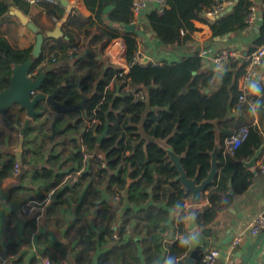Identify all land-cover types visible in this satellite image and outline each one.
Listing matches in <instances>:
<instances>
[{
  "label": "trees",
  "instance_id": "trees-1",
  "mask_svg": "<svg viewBox=\"0 0 264 264\" xmlns=\"http://www.w3.org/2000/svg\"><path fill=\"white\" fill-rule=\"evenodd\" d=\"M166 1L167 8L162 14L154 9L147 17L149 31L165 48L186 50L191 47L195 42L193 35L197 31L194 21L208 24L213 33L211 40L215 41V38L227 34L232 38L235 34L246 31V19L251 6L262 12V6L254 0H232L229 11L227 8L219 12L215 20H211L207 14L217 10L218 0ZM85 2L95 13L96 21L91 23V18H82L79 14L72 16L63 28L69 41L47 40L33 68L36 69L48 60V66L41 68L39 72L47 74L41 92L52 95L63 87L56 97L59 104L71 107L79 104L83 97H88L83 109L69 113L66 120L60 117L54 120L56 129L64 128L66 132L78 134L81 139L79 145L75 143V154L70 155L67 161L70 163V172L84 165L82 146L95 154L88 170L72 187H62L67 174L58 175L48 167L42 169L40 177L45 181V192L55 191L46 212L47 222L66 227L67 222L63 218L73 204H79L87 211L91 207L96 210L100 205L106 204L105 201L102 203L101 196L102 191H105L111 200L115 201L119 197L130 207L137 208V212L133 213L137 221L142 216L150 218L155 211L154 206L159 204L173 209L176 215L182 210V215H177L178 227L182 229L184 218L188 213H193L185 209L190 194L179 182H175L178 172L169 162L166 152L158 145L144 141L146 137L166 140L177 155L183 156L182 166L188 177L197 176L199 182H202L211 169L210 153L215 147L218 130L223 149L219 155V175L207 195L211 206L202 213L195 211L200 224H213L226 207L222 196L226 197L230 180L238 194H244L248 190L252 176L245 171L241 161L254 157L264 142L261 131L264 126V86L260 97L248 93L245 102L240 100L243 91L239 87V82L249 67L247 58L264 45V13H261L260 24L253 30L258 38L246 48V57L231 61L223 72H215L202 68L200 52L192 53V56L179 62L144 66L133 64L138 52L137 40L133 38L132 32L117 31L109 20L118 18L122 26L131 25L135 20L132 12L134 0ZM45 3L47 15L60 20L63 16L60 5L49 1ZM110 6L113 10L105 14V9ZM6 10L4 7L1 13L5 14ZM86 25L88 26L83 33L85 40L82 42L80 33ZM120 36L127 45L125 58L129 72L126 78L133 86L145 91V101L136 102L130 94L120 90L125 79L120 76L122 69L106 68V64L98 60L113 40ZM77 43L93 52L86 57L79 56L72 62L67 52ZM32 50L33 48H14L5 38L0 37V93L10 86L13 67L25 63L31 57ZM52 58L56 62H52ZM111 80L115 81V90L108 89ZM49 109L43 101L36 106V110L44 114ZM256 114L258 124L255 123ZM107 120L108 134L99 142L98 137L103 134ZM243 126L250 129L248 139L236 151L231 152L225 141ZM83 130L85 132L82 133ZM40 133L45 137L41 142L43 145L51 143L48 139L50 128H46L44 124L31 126L24 137V153H33V162L39 159V153L45 149L41 144H34ZM54 147L49 150L47 159L52 167L59 160ZM26 157L24 155L19 160L16 155L0 157V178L11 177L18 163L23 167L29 164ZM128 180L131 181L130 189L123 196ZM111 204L115 208L121 207L116 201ZM159 221L154 220L150 224L155 227ZM74 229L79 237L74 264H94V255L105 237L116 243L112 239L114 232L111 229L98 237L88 218L72 222L68 230L71 232ZM123 231L124 229L122 234ZM146 236L156 245L162 240L160 235L154 236L149 231H146ZM56 247L63 255L66 254L63 245L57 243ZM117 249L118 245L113 247L114 251ZM187 252V244L182 241L173 242L169 246L171 264ZM53 264L59 262L54 260Z\"/></svg>",
  "mask_w": 264,
  "mask_h": 264
},
{
  "label": "crops",
  "instance_id": "crops-1",
  "mask_svg": "<svg viewBox=\"0 0 264 264\" xmlns=\"http://www.w3.org/2000/svg\"><path fill=\"white\" fill-rule=\"evenodd\" d=\"M61 1L62 0L56 5H60V8L63 10V18L67 10L61 4ZM65 1L75 6L69 19L79 14L82 18H91V23L96 21L95 13L90 10L85 0ZM45 2L46 1L43 0L36 4H29L24 0H0V37L5 38L11 46L19 50L34 48L37 39L36 34L20 23L12 9L14 8L22 12L41 32L46 33L54 30L56 23L62 18L56 20V18L49 17L46 9L47 3ZM254 2L261 6L264 4V0H254ZM231 3L232 0H218L217 8H222V11L228 8L227 10L229 11L231 9L229 8ZM4 7L7 8L5 14L1 13ZM155 8L156 5L154 4L148 5L138 22L134 24L136 25V30L132 32L133 38L137 40L138 48L143 54V59L148 58L150 60V63L147 65H160L162 62H179L183 58L192 56V53H195L194 49L201 46L200 54L202 51H208L210 53L205 61L202 59V68L204 70L214 71L211 61L212 53L223 47H233L240 52L241 58H244L246 57V48L258 38L256 31L247 29L246 31L235 34L232 38L230 36V39L226 42L212 41L211 38L213 33L209 25L194 21L197 31L193 35L195 42L191 47L186 50L165 48L160 45L159 41L153 42V39L156 38L148 29L147 17ZM260 20L261 11L257 10V26L260 24ZM109 22L117 31H126L123 30V26L118 18H113L109 20ZM88 25L81 29L80 36L82 42L85 40V35L83 33ZM64 35L68 37L65 33ZM120 38L123 39L121 36ZM59 39L65 40V38ZM59 39L51 38L50 40ZM47 40L49 39L46 38L45 42ZM51 42L53 43L54 41ZM81 51L82 52L76 59H78L79 56L86 57L93 52V50L83 47ZM86 51L89 52L87 53ZM125 55L122 56L117 53V50L111 48L110 44L105 53L98 57V60L106 64V68H120L129 72ZM262 72L264 74V64ZM263 86L264 80L262 77H259L252 86L245 90V92L247 91L249 95L260 97L262 95ZM239 87L243 90L241 80L239 82ZM68 114L69 113H59L50 108L49 111L44 114V116L39 117L37 121L36 119L31 121V126L35 124L39 126L44 124L46 128H50L48 137L51 143L45 145L41 143L45 138L42 133H40L38 139L36 138V140H34L35 146L41 144L40 146L45 148L44 151L41 152L43 153L42 156L41 153H39L38 156L40 157L36 162H33V153H24V145L23 149H20V140L22 137L21 129L28 119L26 113L19 107H14L10 112L0 114V142L3 144L5 143L7 147L6 149H2L0 146V157L8 154L16 155L19 160L25 155V157L27 156L26 158H28L27 161L30 162L26 164L24 167L26 170L22 171L19 176H15L13 172L11 177L0 178V253L15 255L17 260L11 264H31V261L35 259V251H33L34 245L37 248V252L47 257L52 264L54 260H57L59 264H74L75 250L79 243V237L76 229L70 232L68 226H70L72 222L84 218L90 220L92 230L97 233L98 237L105 233L106 230L111 229L114 232L112 239L116 241V243H113L108 237L104 238L100 249H98L94 255V264H171L169 259V246L175 241H182L188 245V252L183 258L185 264H201L204 254L212 248L221 251V262L227 264H242V257L245 256L249 249L255 246L257 242H259L260 248L255 249L254 254L257 255L258 260L254 264L264 262V232L255 237L246 236L242 244L236 249H233L231 246L234 237L238 233L245 231L254 218L260 215L264 209V173H260L258 168L262 156L258 159L253 168H249L245 165V163H250L253 157L242 159L241 163L245 171L252 176L250 186L244 194H238L233 187L232 180H230L227 185L226 197L225 195L222 196L223 205L226 207L220 212L211 225L203 226L200 224L198 222V215L195 211L202 213L211 206L207 199V195L209 190L213 187L204 193V198L199 204H192L188 201L186 205L187 210L193 211V213L190 212L187 214L182 229L178 227V216L175 211L167 208L165 205H155V211L151 213L150 218L146 219L142 216V218L137 221L134 219L135 217L133 215V213L137 212V208L130 207L127 203L122 202L119 197H116L115 201L121 207L116 206L115 208V206L111 204L115 201L111 200L105 191H102L101 196L102 203L105 201L106 204L100 205L96 210L91 207L87 211L81 208L79 204H73L72 209L65 218H63V220L67 222L66 227L54 223L49 224L46 217L41 227L36 226L32 220L26 219L22 213V205L31 200L43 201L53 192H45L46 184L43 177H40L42 169L48 167L55 170L58 175L71 173V168H68L70 163L67 161H69L70 155L73 153L75 154L76 149L74 147L81 142L79 135L66 132L64 128L59 130L55 128L58 132L53 139L51 138L53 133L52 125L55 126V118L60 117L62 120H66ZM255 123L258 124L257 114ZM7 126H10V131H4L3 128ZM261 131L264 136V126L261 128ZM83 132H85V130H83L82 133ZM16 134L19 137V145L17 147L8 142L9 139L14 138ZM144 142L146 143L147 140ZM53 146H55L54 150L59 154L58 163L54 167L50 166L47 161L49 156L48 152ZM82 197L83 195L80 199H82ZM75 205H78L76 218L73 217ZM106 205H108V207ZM129 211L132 212L130 213ZM154 220H160L155 227L150 224L153 223ZM125 222L126 226H124ZM234 222L236 225L231 232L230 238L227 240V232L233 227ZM122 227L124 229L123 234ZM146 231L151 232L154 236L160 235L162 240L158 245L149 240L146 236ZM57 243L64 246V252L66 254L63 255V253L60 252L56 247ZM116 245H118V249L114 251L113 247ZM11 249L12 251L10 252ZM111 258L113 259L111 260ZM251 263H253V261Z\"/></svg>",
  "mask_w": 264,
  "mask_h": 264
},
{
  "label": "built area",
  "instance_id": "built-area-1",
  "mask_svg": "<svg viewBox=\"0 0 264 264\" xmlns=\"http://www.w3.org/2000/svg\"><path fill=\"white\" fill-rule=\"evenodd\" d=\"M25 2L29 4H36L43 0H24ZM49 1L51 3L57 4L60 0H45ZM154 4L156 5V10L158 13L162 14L166 8H167V1L166 0H134L133 6H132V12L134 14V22L132 24H136L142 15V13L145 11V9L148 7V5ZM220 11H222V8H217L214 12H209L208 16H216ZM264 13V4L262 5V12ZM247 22V29L248 30H254L257 28V8L255 6H251L249 9V14L246 19ZM111 48H114L117 50V53L124 56L127 52V46L125 41L122 38H116L111 43ZM82 47L80 44H75L68 52L67 55L69 56L70 60L73 61L76 59V57L82 52ZM208 51H202L200 56L205 61L209 57ZM241 58L240 52L233 47H223L219 49L218 51L211 54V61H212V69L215 72H223L226 70L229 63L233 60H237ZM143 61V54L138 48V52L136 53L133 64H141ZM247 61L249 62V67L247 72L243 75L241 78L242 86H243V95H241L240 100L242 102L246 101L247 98V90L250 86H252L256 80L259 77H262L264 80V74L262 72L263 64H264V45L259 47L251 56L247 58ZM52 62H56L55 58H52ZM48 60L44 61L39 67L36 69H33L32 73L29 75L32 78H36L39 75L40 69L43 67L48 66ZM129 68V65H128ZM128 72L126 70H123V72L120 73L121 77H125L124 81L122 82V87L120 90L126 94H130L133 99L137 101H145L146 100V93L142 89H138L135 86L132 85L130 80L127 77ZM109 90H115V81L111 80L108 86ZM96 121H94V124ZM250 129L247 126L241 127L236 134H234L232 137L227 139L225 141V145L231 152L236 151L243 142H245L248 139ZM82 152L84 153V165L81 168L75 169V171L67 174L62 187H72L75 183H77L81 177V175L88 170L90 167V161L95 157V154L90 153L86 150L84 146L81 148ZM100 157V155H98ZM259 172L264 173V152L261 157V161L259 163ZM26 170L20 163L15 165L14 168V175L19 176L22 171ZM55 191H53L47 198H45L43 201H37V200H31L28 202H25L22 205V213L23 216L26 219L32 220L36 226L41 227L43 224V221L46 217V212L48 208L50 207L52 203L53 194ZM187 203L185 204V209L187 210ZM178 216L182 215V210L178 211ZM186 218V217H185ZM184 218V219H185ZM264 232V209L261 212L260 215L254 218L250 226L243 232L238 233L233 241H232V248L236 249L241 244L243 239L246 236H259L261 233ZM33 251H35V259L31 261V264H52L51 261L45 257L40 255L37 252V248L34 245ZM185 255L179 257L176 259L174 264H178L180 261L183 260ZM222 254L221 251L215 248H212L208 250L201 261V264H227L224 262H221ZM17 258L15 255L8 254V253H0V264H11L15 262Z\"/></svg>",
  "mask_w": 264,
  "mask_h": 264
},
{
  "label": "water",
  "instance_id": "water-1",
  "mask_svg": "<svg viewBox=\"0 0 264 264\" xmlns=\"http://www.w3.org/2000/svg\"><path fill=\"white\" fill-rule=\"evenodd\" d=\"M61 4L66 8L67 13L64 17L56 23L55 29L52 31H48L46 33L41 32L39 28L30 21V19L24 15L22 12L12 9L14 11V15L19 19L20 23L30 29L33 33L36 34V44L32 50L31 57L23 64H18L13 67L12 76L10 78V86L3 90L0 93V114H5L10 112L14 107H19L22 111L26 113L27 120L25 121L24 127L21 129V140H20V149H23L24 145V135L26 131L31 127V121L44 116V113L41 111L36 110V106L40 102H46L49 108L61 112V113H70L77 109H83L85 107V102L88 100V97H83L82 102L71 107H66L59 104L56 101V97L62 91L63 87L58 88L52 95H46L41 92V88L45 80L47 79L46 73H41L33 79L29 75L32 73L34 65L37 59L40 58L43 45L45 44V40L47 39H59L65 38V40H69L68 37L64 35L63 26L67 24L70 14L75 8L73 4H69L67 1L62 0ZM113 10V7H107L105 9V13H109ZM211 20H215V16H209ZM123 30L134 32L136 30V25H126L123 26ZM258 31V29H257ZM230 34H227L220 38H215L216 42H226L230 39ZM157 39H153V42H157ZM195 52L201 51V46H198L194 49ZM87 53L89 51H86ZM246 56V55H245ZM150 63L148 58L143 59L141 65H147ZM109 129V121H106L105 130L103 134L99 137V141L104 139L108 134ZM52 136L57 134L58 131L55 130V126L52 125ZM147 142L154 143L161 147L165 152L169 162L172 166L177 170L178 176L174 179L175 182H179L183 189L190 194V202L192 204H199L203 198L204 193L213 187L216 182V179L219 175V155L223 149L222 140L220 136V132L216 131V141L215 147L213 151L210 153L211 156V169L206 177L202 182H199L198 177L189 178L184 167L182 166V155H177L174 149L168 144L166 140H156L153 138L146 137ZM264 152V142L259 150L256 151L254 157L252 158L250 163H245V165L249 168H253L256 165L258 159L262 156ZM131 181L128 180V185L126 189L122 192V195H127L130 189ZM78 205L74 206V213L73 217L76 218V210ZM92 221V218H91ZM193 223H194V215H193ZM195 225V224H194ZM236 223H233V227L227 232V240L231 236V232L234 230ZM207 233L206 231H204ZM209 237V236H208ZM210 238V237H209ZM259 242L252 246L248 253L242 257V264H250L252 261L254 264L257 262L258 257L254 254L255 249H259ZM178 264H185V261H180ZM264 264V262L260 263Z\"/></svg>",
  "mask_w": 264,
  "mask_h": 264
},
{
  "label": "rangeland",
  "instance_id": "rangeland-1",
  "mask_svg": "<svg viewBox=\"0 0 264 264\" xmlns=\"http://www.w3.org/2000/svg\"><path fill=\"white\" fill-rule=\"evenodd\" d=\"M8 121H10V120H8ZM4 129V131L6 130V131H10V126H7L6 128H3ZM49 139V138H48ZM9 144H11V145H14L15 147H17L18 145H19V137H18V135L16 134L15 136H14V138H12V139H9ZM0 146H1V148L3 149H6L7 147H6V145H5V143L3 144L2 142H0Z\"/></svg>",
  "mask_w": 264,
  "mask_h": 264
},
{
  "label": "flooded vegetation",
  "instance_id": "flooded-vegetation-1",
  "mask_svg": "<svg viewBox=\"0 0 264 264\" xmlns=\"http://www.w3.org/2000/svg\"><path fill=\"white\" fill-rule=\"evenodd\" d=\"M81 102H82V101H81ZM81 102H80V103H81ZM85 104H86V102H85ZM100 136H101V135H100ZM100 136H99V137H100ZM99 137H98V138H99ZM102 140H103V139H102ZM102 140H101V141H102ZM99 142H100V141H99Z\"/></svg>",
  "mask_w": 264,
  "mask_h": 264
}]
</instances>
